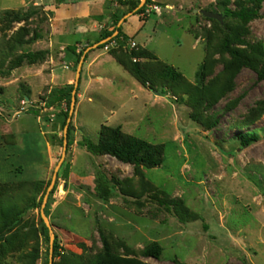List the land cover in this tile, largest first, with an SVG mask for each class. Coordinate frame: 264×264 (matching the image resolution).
<instances>
[{"label":"rangeland","instance_id":"rangeland-1","mask_svg":"<svg viewBox=\"0 0 264 264\" xmlns=\"http://www.w3.org/2000/svg\"><path fill=\"white\" fill-rule=\"evenodd\" d=\"M29 1L0 0V17L6 11L30 16L22 22L0 20V58L5 67L12 57L46 47L44 43L35 46L37 40L32 38L46 35L48 17L41 6ZM151 2L160 5L163 12L144 21L146 37L137 38L140 45L181 72L192 85H197V72L206 64L205 85L213 87L220 81L219 86H225L220 76L230 57L219 51L224 33L195 11L223 15L226 8L237 10L238 4L247 0ZM224 20L231 28L240 26L236 19ZM21 28L29 32L24 36L28 43L11 48L12 38ZM247 28L246 41L264 49V2L260 16ZM93 37L97 39L98 35ZM70 43H74V37ZM238 48L248 50L245 45ZM95 56L102 64L99 70L105 87L100 93L105 103L97 105L86 99L74 112L69 155L59 168L45 206L62 253L53 263L87 264L102 252L104 235L117 255L146 264H264V55L259 70L242 67L232 78L233 88L224 90L214 105L202 103L198 92L166 90L163 94L160 85L152 91L116 62L108 63L103 49L94 50L88 61ZM34 65L24 62L9 74L0 73V190H4L0 199L4 197L5 207L27 209L0 241V264H50V233L48 242L41 223L43 203L40 208L30 205L37 193L39 203L44 190L35 184L43 182L46 187L53 178L62 156L64 131L48 167L45 141L51 140L49 133L54 126L45 118L37 119L34 108L40 107L42 97L30 99L35 105L28 111H18L26 99L27 78L41 75V63ZM47 72L51 73L44 69ZM121 78L134 82L142 89L141 94L147 95L139 104L122 111L116 108L120 112L112 118V105L122 103L117 94L123 85ZM194 114L201 120L194 121ZM102 126H121L125 135L162 146V164L150 169L141 166L137 171L134 165L109 155L75 151L83 138L98 142ZM247 131H256L260 139L244 147L237 138ZM68 163L69 169L64 172ZM157 198L181 200L201 220L183 222ZM153 243L163 247L160 259L142 255Z\"/></svg>","mask_w":264,"mask_h":264},{"label":"trees","instance_id":"trees-1","mask_svg":"<svg viewBox=\"0 0 264 264\" xmlns=\"http://www.w3.org/2000/svg\"><path fill=\"white\" fill-rule=\"evenodd\" d=\"M121 4H130V11L134 10L137 7V0H116ZM150 0H147V3H150ZM264 0H247L245 3L238 4L237 10H230L226 8L224 10L223 17L226 19H236L240 26L236 28H231L224 20L223 24L211 19H207L211 22H214L216 26L224 33V38L220 43V53L228 54L230 60L225 63L224 73L222 76L225 81V86H219V83H215L212 87L211 85H205V79L207 76L206 64L201 65L199 71L197 72V85H192L188 82V80L182 75L174 67L167 65L160 61L153 53L147 51L145 48H140V50L133 51L131 53H125L122 49H113L110 52L112 53L115 60L128 72H130L133 77L145 88H149L150 90H154L156 86L160 85L162 87L163 94H166V90L182 92L185 94H190L193 92L199 93V99H201L202 103L204 101H208L210 105H214L218 100V97L224 94V90L230 91L232 86V78L240 71L242 67H249L253 70L258 71V66L260 64V57L264 55V49L262 45H251L246 41V36L249 34V30L247 26L257 19L260 16V8ZM248 5H252L249 7ZM143 8L138 9L135 14H141ZM4 17H0L2 22H22L27 21L30 16L22 15L14 11H6L3 15ZM119 19L116 21L118 23ZM119 31L118 35L113 39H118L120 37V29H116ZM23 33V34H22ZM29 35L28 30L25 28H21L18 32L17 36L12 38L13 44L10 45L11 48H14L16 45H23L28 43L24 41V36ZM113 32L106 34L102 37V40L111 37ZM41 36L39 34L33 35L32 41H36ZM128 39V38H127ZM100 41V40H99ZM245 45L248 47V50H243L238 48V46ZM104 47L100 45L99 48ZM16 48V47H15ZM85 50V49H84ZM83 51L78 55L77 63H79L81 57L83 56ZM47 51H38V52H28L22 53L16 58H13L8 62L5 67V61L0 58V73L1 74H9L15 69L19 68L24 62L29 64H36L38 62L44 61ZM133 58H138L144 60V62H133ZM152 62V64L150 63ZM150 63V64H149ZM6 68V69H5ZM5 69V70H4ZM165 90H164V89ZM211 88V89H210ZM68 92L65 95L67 110L62 113V121L60 123L59 131H64V128L67 124V120L69 118L70 107H71V93L74 90V86H70L67 88ZM217 90V91H215ZM218 92V93H216ZM57 94H61L62 92H54L51 95V99L54 101L49 102V105L54 103L56 100H60L59 97L54 98ZM222 93V94H221ZM218 94V95H217ZM198 99V100H199ZM74 116V115H73ZM194 121H199L201 118L197 114L192 115ZM73 121V117H72ZM72 121L69 124L68 130V146H67V156L69 155V147H70V134L72 130ZM217 121L215 122V124ZM214 125V123H213ZM241 145L244 147H248L259 141L260 137L256 131H247L238 134L237 138ZM62 142L64 138L61 139ZM79 146L85 149L87 152L96 155H109L116 160L125 163L134 165L136 170L139 171L141 166H145L146 168H156L162 164V156H163V147L149 144L145 140L125 135L122 132V127L117 126L116 128H110L107 126H102L99 132L98 142L94 143L86 138H83L81 142H79ZM63 147V143L61 145V149ZM67 163V160L65 161ZM69 169V163L64 172H67ZM51 183L49 180L46 187H44V183H36L35 186L38 188H44L42 191L41 199L39 203L36 204L38 193L33 198L34 201L30 205L32 207L40 208L43 203L44 196L47 192V189ZM1 187V186H0ZM0 190V196L4 193ZM110 189L106 191V194H110ZM105 197V196H104ZM4 197L0 199V241L3 240L5 232L11 231L22 219L24 213L27 209L18 210L16 207L4 205L5 202ZM158 203L165 207L168 211H174L177 217L180 218L183 222L189 221H197L201 220L200 215L192 214L189 212L187 207L181 200L177 199H159L157 198ZM7 203V202H6ZM15 214V218H12V215ZM42 227L46 232V239L49 242V229L45 225L43 219H41ZM102 243L103 250L100 254H97L92 261H88L87 264H146L137 259H128L123 258L117 255L106 236L102 235ZM1 244V242H0ZM163 252V247L158 243H153L150 246L146 247L142 251V255L146 258H154L160 259ZM49 253V250H48ZM62 253L60 251V247L58 246L57 238H55V242L53 245V259L61 257ZM26 258V257H25ZM34 258V257H33ZM82 259V258H79ZM33 263V262H32ZM55 264V263H53ZM184 264V263H177Z\"/></svg>","mask_w":264,"mask_h":264},{"label":"crops","instance_id":"crops-1","mask_svg":"<svg viewBox=\"0 0 264 264\" xmlns=\"http://www.w3.org/2000/svg\"><path fill=\"white\" fill-rule=\"evenodd\" d=\"M29 2H33L34 6H41L48 17V21L46 22L44 28L46 35H40L41 37L35 42V46L37 47L40 43L46 44V47L39 51H47L48 54L46 55L44 61L40 62L41 68L38 70L41 72V75L38 77L30 76L27 78V81L30 83L29 88L27 87L25 91V98L38 99L42 97L43 101L46 102L45 109H42L40 106L38 108H34V111L37 114L38 120L45 118L49 123H53L54 126V129L49 133L51 140L46 139L45 141V151L47 153V164L49 167L55 158L58 150V139L61 132H63L59 131V127L62 121V113L67 110V97L65 96L68 92L67 88L74 86L75 89L77 69L81 59L83 58V64L79 84L76 87V103L74 112L78 110V107L81 106L86 99L91 103L92 101L97 102V105L105 103L102 101L104 96L100 93L105 87V83L103 82V77L101 75L102 72L100 73L99 70L102 65L99 64L100 57L95 56L88 61V56L92 54L94 50L99 49V46L103 45L101 44L103 41H121L122 38H128L137 42L140 48H145L140 45L141 43H139L137 38L146 37V31H144L146 29V23L144 21H146L148 17L143 18L141 14H135V12L144 7L147 0L145 3L141 0H137V7L132 11H130V4H121L116 0H30ZM118 19L119 21L116 24ZM118 28L120 29V37L118 39H113L119 33V31L116 30ZM111 32H113L111 37L102 40L104 35ZM94 34L98 35L97 39H94ZM71 37H74V43H70ZM96 45L97 47L94 48ZM63 49L65 50V53H61ZM101 49H103V47ZM83 50V56L81 57L79 63H77L78 55ZM87 50L88 52L84 54ZM104 53H106L109 58L107 60L108 63L114 61L120 65L115 60L113 55H109L110 52L104 51ZM65 63L70 66L68 70L63 67ZM85 64H87V67L84 71ZM33 66L35 65L33 64ZM46 68L49 69L51 73H44V69ZM62 71H70V73ZM113 79L117 80L118 78L115 77ZM120 80L123 85L119 88V92L117 94L120 95L122 103L118 107L112 105V118H114L115 115L127 106L139 104L140 99L145 98L147 95L141 94L140 91L142 89H140V86H136L134 82L125 78H121ZM59 91L62 93H56L54 98L59 97L60 100H56L54 103L49 105V102L54 101L52 100L53 98L51 99V95L54 92ZM73 91L71 93L72 96ZM47 126L49 128L52 127L50 124H47ZM45 136L46 134H44V137ZM81 149L82 148L77 144L75 151H82L83 153H86L84 152V149Z\"/></svg>","mask_w":264,"mask_h":264},{"label":"water","instance_id":"water-1","mask_svg":"<svg viewBox=\"0 0 264 264\" xmlns=\"http://www.w3.org/2000/svg\"><path fill=\"white\" fill-rule=\"evenodd\" d=\"M141 1L145 3L146 0H141ZM195 12H199L205 18H208V19H211V20H216L220 24H223V22H224V17H223L222 14H219V13H216V12H211V11H206V10H200V11L196 10ZM107 41L108 40H105L101 44H105ZM96 47H97V45L94 46V48H96ZM87 52H88V50L84 54H86ZM82 64H83V58L81 59V61L79 63V66H78V69H77L76 82H75L76 85H75V89L73 91V96H72V101H71V108H70L69 118H68L67 124H66V126L64 128V142H63L62 156H61V159H60V162H59L58 166L55 169L53 178H52L51 183H50V185H49V187L47 189V192H46V194L44 196L43 204H42V208H41V217H42L45 225L49 229V233H50V245H51L50 264H53V256H52V253H53V245H54V240H55V234H54V231L52 229V226H51V224L49 222V219H48V217L45 214V206H46V203H47L49 194H50V192L52 191V189L55 186L56 179H57V176H58L59 168L62 166V164H63V162H64V160H65V158L67 156V146H68V139H67V137H68V130H69V124L72 121V117H73L74 111H75L76 87L79 84V79H80Z\"/></svg>","mask_w":264,"mask_h":264},{"label":"built area","instance_id":"built-area-1","mask_svg":"<svg viewBox=\"0 0 264 264\" xmlns=\"http://www.w3.org/2000/svg\"><path fill=\"white\" fill-rule=\"evenodd\" d=\"M167 7V6H166ZM168 9H170L171 7H167ZM162 7L154 2L151 3H147L144 8L143 11L141 13V16L143 18L149 17L153 14L157 15V16H161L162 15ZM129 49V50H138V45L137 43L132 40V39H124L122 38L121 41H115V40H109L104 44L103 50L105 52H110L113 49ZM61 53H65V50L63 49ZM134 62L138 61V58H133ZM64 69L68 70L70 68L69 64L65 63L63 65ZM37 103V102H36ZM40 103V106L42 107V109L46 108V102H38ZM29 105V106H28ZM35 103L34 101L30 100V99H25L21 102L20 104V109L18 110L20 113L22 112H26L28 111V109L30 107H34Z\"/></svg>","mask_w":264,"mask_h":264}]
</instances>
